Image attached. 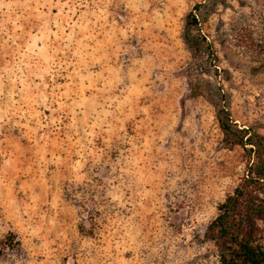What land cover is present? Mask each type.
<instances>
[{
    "label": "rangeland",
    "instance_id": "obj_1",
    "mask_svg": "<svg viewBox=\"0 0 264 264\" xmlns=\"http://www.w3.org/2000/svg\"><path fill=\"white\" fill-rule=\"evenodd\" d=\"M261 60L264 0H0V264H221L218 92L264 136Z\"/></svg>",
    "mask_w": 264,
    "mask_h": 264
},
{
    "label": "trees",
    "instance_id": "obj_2",
    "mask_svg": "<svg viewBox=\"0 0 264 264\" xmlns=\"http://www.w3.org/2000/svg\"><path fill=\"white\" fill-rule=\"evenodd\" d=\"M200 5H196L185 18V28L197 26ZM184 38L198 57L210 46L201 35ZM264 69V60L253 66V71ZM215 116L222 134L224 147L240 146L247 157L243 174L218 208L217 215L207 224L204 236L212 241L221 264H264V136L252 128H240L228 110V97L218 92Z\"/></svg>",
    "mask_w": 264,
    "mask_h": 264
}]
</instances>
